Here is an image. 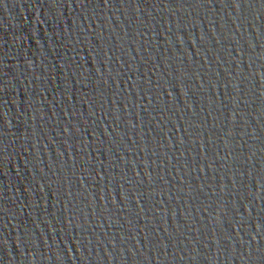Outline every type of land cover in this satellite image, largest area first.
<instances>
[{
	"label": "water",
	"instance_id": "95a60500",
	"mask_svg": "<svg viewBox=\"0 0 264 264\" xmlns=\"http://www.w3.org/2000/svg\"><path fill=\"white\" fill-rule=\"evenodd\" d=\"M0 264H264V0H0Z\"/></svg>",
	"mask_w": 264,
	"mask_h": 264
}]
</instances>
